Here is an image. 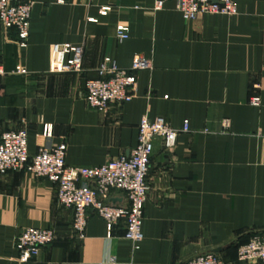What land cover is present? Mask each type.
<instances>
[{"label": "crops", "instance_id": "1", "mask_svg": "<svg viewBox=\"0 0 264 264\" xmlns=\"http://www.w3.org/2000/svg\"><path fill=\"white\" fill-rule=\"evenodd\" d=\"M234 1V16L188 21L176 0L161 11L155 0H36L24 47L0 23V141L26 129L31 156L66 144L68 165L94 167L129 157L145 117L190 126L172 149L154 141L140 251L123 221L109 235L91 209L79 237L57 186L24 166L0 177V264H23L15 242L29 228L53 229L56 238L26 264H183L216 250L224 264H249L238 249L264 232V0ZM119 26L128 39H117ZM66 45L84 48L81 73L60 71ZM139 56L152 69L137 73L135 98L108 113L91 109L86 83L103 61L129 70ZM111 200L127 206L121 192Z\"/></svg>", "mask_w": 264, "mask_h": 264}, {"label": "built area", "instance_id": "2", "mask_svg": "<svg viewBox=\"0 0 264 264\" xmlns=\"http://www.w3.org/2000/svg\"><path fill=\"white\" fill-rule=\"evenodd\" d=\"M170 0H155V10L161 11ZM177 9L188 21H195L207 15L234 16L238 12L234 0H176ZM36 0L14 2L0 0V23L6 29L18 32L20 45H27L30 37V24ZM106 12H104L105 14ZM129 38V29L124 26L117 28V39L124 41ZM61 51L68 56L60 71L81 73L84 60V48L62 46ZM150 60L141 56L134 59L129 70L120 69L117 64L106 59L98 68V78L86 83L87 105L96 111L108 113L114 106H122L131 102L137 91V73L151 70ZM18 75L27 76L28 71L18 66ZM6 70L0 60V87ZM252 106L260 105V98L250 100ZM222 127L229 130L230 120H223ZM137 147L129 157L113 160L102 166L83 167L70 166L66 163V144L56 148L44 147L31 156L28 149V132L26 129L9 131L2 135L0 141V177L10 170H19L26 166L36 177L45 178L57 186L60 205L72 208L75 212L74 230L83 238L88 225L87 211L93 210L101 217L111 235L114 227L120 222L125 223L126 239L133 250L142 248L144 235L142 225L144 209L150 185L151 158L154 152V141L161 139L166 149L176 147L180 133L189 132L190 126L185 123L182 128H174L162 118L151 121L145 117L139 125ZM47 137L52 129L45 126ZM114 192H121L127 206H115L112 203ZM56 232L53 229L29 228L21 232L15 242L20 253L19 261L23 264L37 257L40 250L54 241ZM238 259L249 264H264V232L252 236L247 244L238 249ZM183 264H224L219 256L203 254Z\"/></svg>", "mask_w": 264, "mask_h": 264}, {"label": "water", "instance_id": "3", "mask_svg": "<svg viewBox=\"0 0 264 264\" xmlns=\"http://www.w3.org/2000/svg\"><path fill=\"white\" fill-rule=\"evenodd\" d=\"M220 250H216V251H214L213 253H210V254H214V255H216V256H218V252H219Z\"/></svg>", "mask_w": 264, "mask_h": 264}]
</instances>
